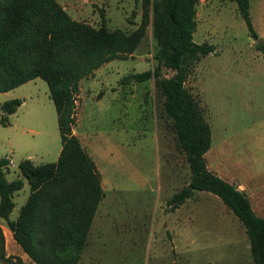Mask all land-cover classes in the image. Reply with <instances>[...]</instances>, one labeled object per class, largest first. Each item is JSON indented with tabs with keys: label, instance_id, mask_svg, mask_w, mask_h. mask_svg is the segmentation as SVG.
<instances>
[{
	"label": "rangeland",
	"instance_id": "obj_1",
	"mask_svg": "<svg viewBox=\"0 0 264 264\" xmlns=\"http://www.w3.org/2000/svg\"><path fill=\"white\" fill-rule=\"evenodd\" d=\"M57 1L73 19L95 27L104 22L110 30L129 33L141 19V0ZM196 10L193 40L212 44L214 51L194 61L185 85L211 128L206 164L234 185L244 181L255 196L264 192V144L259 139L264 129V53L249 36L235 2L200 0ZM250 16L260 33L264 0H250ZM152 53L149 25L132 55L104 63L80 80L73 130L93 159L103 189L81 264H207L210 257L223 253L208 245L218 240L214 232L219 220L213 227L210 223L213 210L194 220L166 203L188 184L190 170L177 146L172 122L163 112L154 78L122 81L153 68ZM162 74L169 77L173 71L163 67ZM13 98L24 103L7 116L5 125L0 123V158L9 160L4 173L7 181L21 177V160L55 162L61 148L46 82L36 78L1 92L0 104ZM23 181L22 189L13 194L10 220L16 219L29 194V184ZM207 194L194 191L191 198L202 206ZM216 198L215 206L223 205ZM0 229V264H35L13 239L3 218ZM197 236L206 244H190ZM197 247L204 250L193 251Z\"/></svg>",
	"mask_w": 264,
	"mask_h": 264
},
{
	"label": "trees",
	"instance_id": "obj_2",
	"mask_svg": "<svg viewBox=\"0 0 264 264\" xmlns=\"http://www.w3.org/2000/svg\"><path fill=\"white\" fill-rule=\"evenodd\" d=\"M199 1L141 0L140 23L128 33L110 30L104 22L95 27L73 19L57 0H0V93L36 78L44 80L60 135L57 160L35 164L23 159L18 163L20 178L7 181L9 160L0 158V218L35 264H81L103 189L93 159L73 132L79 83L104 63L132 55L149 25L155 66L122 81L154 78L163 112L188 163V184L166 203L175 209L193 190L216 195L244 226L254 264H264V217L255 214L244 191L208 169L204 155L210 148L211 128L185 85L194 61L214 51L212 44L193 40ZM229 1L236 3L249 36L257 39L250 0ZM255 46L264 53L262 40ZM163 67L173 74L164 76ZM21 103L17 98L2 102L0 123L5 125ZM23 178L29 194L16 219L10 220L13 194L22 189Z\"/></svg>",
	"mask_w": 264,
	"mask_h": 264
},
{
	"label": "crops",
	"instance_id": "obj_3",
	"mask_svg": "<svg viewBox=\"0 0 264 264\" xmlns=\"http://www.w3.org/2000/svg\"><path fill=\"white\" fill-rule=\"evenodd\" d=\"M258 33V32H257ZM259 36H261V39L264 40V29L258 33ZM264 42V41H263ZM6 93V92H5ZM22 102L21 104H23ZM262 125L264 128V120L262 121ZM74 132V130H73ZM260 142L264 144V129L261 131V134L259 136ZM220 172V173H219ZM215 172L219 176L223 178V174L221 171ZM227 182L234 185L233 182L224 178ZM237 189L242 190L246 193V195L249 198L251 207L255 214L260 217H264V192H257L255 196L250 195V190L248 189V186L243 181V183H238L237 185H234ZM193 190L189 197H187L181 205L175 208V211H181L183 215L187 214L192 216L194 220H197L198 215L206 213V210H209L208 212L212 214V218L210 219L211 226L213 227L216 223L215 220H219L220 223L216 231L214 233L217 234L216 238L217 241H212V243L208 244L211 246H214L216 251L223 252L222 254H219L217 256L210 257L207 261V264H254V261L252 259L251 255V245H250V239L248 238L245 228L242 225V223L236 220V218L233 216V212L228 209L224 204H219L217 207L218 200L216 196L210 195V192H207L208 194L204 196L206 205L197 206L196 200H193L191 196L194 194ZM188 198H191L190 200L186 201ZM197 199V198H196ZM198 200V199H197ZM191 202V203H188ZM215 208H218L220 210L221 216H218L217 211ZM237 221V222H235ZM241 223V224H240ZM181 230V228H180ZM181 232V231H180ZM198 240L199 243H195V241ZM205 240H202L199 236L197 238L190 240V244H198V246L205 245L206 242H203ZM211 246H206L207 249H211ZM220 246V248H218ZM203 247H197L193 251H203Z\"/></svg>",
	"mask_w": 264,
	"mask_h": 264
},
{
	"label": "water",
	"instance_id": "obj_4",
	"mask_svg": "<svg viewBox=\"0 0 264 264\" xmlns=\"http://www.w3.org/2000/svg\"><path fill=\"white\" fill-rule=\"evenodd\" d=\"M255 40H256V42H258L259 40H261V37H257V39H255Z\"/></svg>",
	"mask_w": 264,
	"mask_h": 264
}]
</instances>
